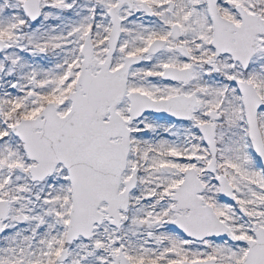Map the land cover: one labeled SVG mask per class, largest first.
<instances>
[{"label":"snow or ice","instance_id":"obj_1","mask_svg":"<svg viewBox=\"0 0 264 264\" xmlns=\"http://www.w3.org/2000/svg\"><path fill=\"white\" fill-rule=\"evenodd\" d=\"M0 264H264V0H0Z\"/></svg>","mask_w":264,"mask_h":264}]
</instances>
